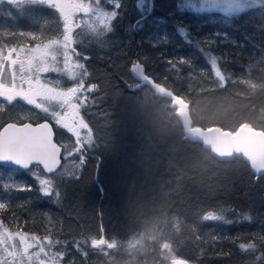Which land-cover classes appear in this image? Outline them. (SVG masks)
<instances>
[{"label": "trees", "instance_id": "obj_1", "mask_svg": "<svg viewBox=\"0 0 264 264\" xmlns=\"http://www.w3.org/2000/svg\"><path fill=\"white\" fill-rule=\"evenodd\" d=\"M136 2L137 0H121L122 6L115 21V32L113 31L111 38H105L108 41L106 47L97 44L94 50L88 47L80 51L89 58L88 64L96 65L99 69L97 73H91L95 82L92 85H96V92L91 98L99 102V97L107 93L112 82H115V87L122 92L129 93L124 73L119 67L130 66L139 61L151 80L187 102L193 126H219L231 131L237 128V118V122L231 123L215 120L207 115L203 104L198 102L199 95L210 98L217 93L243 102L241 108L245 107L243 111L246 114L242 122L264 132V12L260 11L264 8H259V14L252 20L250 15L243 13L238 18L233 17L232 23L226 26L228 23L211 21L204 14L197 16L188 12L178 13L174 8L179 0H153V11L145 21L144 27L141 30H133L131 25L139 17ZM153 16H164L168 28L172 29L173 35L168 39V43L156 44L147 38L152 26L157 24L154 21L153 25H149V18ZM179 27H184L191 33L193 43H188L179 36ZM215 30L232 35L231 40L214 36ZM205 38L217 41L211 47L206 44L203 47L221 58L218 66L223 71V79L212 71L207 57L195 47V40L204 41ZM170 59L176 64L175 68L168 63ZM180 59L187 62L180 63ZM197 68L201 70L197 71ZM127 72L129 74L128 70ZM152 96L159 102H167L168 105L171 102L166 96L153 90ZM108 105H101L102 112L103 107L105 109ZM168 109L164 123L173 127L175 141L182 147L189 167L180 164L185 182L194 179L197 185L204 182L207 185L209 176L216 174L219 181L215 189L202 192L197 187L195 196L192 195L190 200L186 198L187 190H184L180 198L189 202L183 206L175 203L171 206L164 204L165 208L162 209L149 208L142 218H147V222L152 221L148 223L151 229H147L148 225L144 224L146 219L142 223L137 222L138 225L133 229L110 225L107 217L105 218V193L100 191L106 188L101 175L107 148L103 144L104 140L102 142L97 139L92 146H84L82 165L79 164L80 153L73 158L62 159L61 169L57 172L67 165L74 175L61 177L56 173H42L55 178L61 194L58 201L55 196H42L38 183L29 172L18 171V174L26 179L27 185L32 186V191L8 192V207L0 212V220L8 227L20 228L40 238L48 237L53 242L59 241L64 245L71 243L72 250L67 248L70 249L69 264H169L173 259L181 260L185 264H264V260H257V257L264 253V173L256 174L243 157H236L227 162L217 160L201 144L185 138L175 108L169 106ZM0 115V127L10 121L11 116L20 120L26 119L7 111H2ZM225 117L230 116L223 118ZM29 118L34 119L37 116ZM64 136L66 135L56 131V141L61 145ZM152 137L155 139L154 135ZM63 151L67 152V148L64 147ZM73 164L79 167L73 168ZM210 164L215 167L214 170L211 168L210 172L205 171ZM0 169L6 168L0 166ZM218 172L226 175L219 176ZM156 181L163 183V180L157 178ZM93 195H96L98 202L95 207L98 216L94 218L93 223V226L97 225V229L94 232L82 231L77 234L73 230L74 222L71 217V213L76 210L72 207L74 201L83 197L85 202ZM160 195L157 192L153 196ZM151 205L158 204L155 200ZM219 210H223L224 220L203 219L205 212ZM155 216L161 218L154 220ZM245 216L251 219L246 220ZM107 229L131 230L116 236ZM162 229L166 230L160 234ZM90 237H101L104 242L92 247L90 243H86ZM250 242L255 243V250H241L240 244ZM66 258L68 257H64Z\"/></svg>", "mask_w": 264, "mask_h": 264}, {"label": "snow or ice", "instance_id": "obj_2", "mask_svg": "<svg viewBox=\"0 0 264 264\" xmlns=\"http://www.w3.org/2000/svg\"><path fill=\"white\" fill-rule=\"evenodd\" d=\"M257 0H179L177 10L181 13L188 12L194 15H208L209 17H223L224 23H232V18L242 11V4H255ZM112 9L102 6V0H0V5L7 4L15 11L0 8V15L15 17L16 20L31 17L38 20L47 9L58 14L62 28L59 35L54 38H43L42 34L33 31L17 30L21 25L17 23L11 30H5L0 35V98L12 105L17 100L39 110L51 117V121L45 120L35 126L32 123L18 124L15 121L7 123L0 129V166H9L10 170H25L29 172L39 185V192L44 197L60 199V191L55 178L45 176L42 173L58 176L74 175L67 165L61 169V150L64 145L58 144L54 137L56 128L64 129L75 137L73 151L80 153L79 164L84 163V146H92L93 134L88 124L80 115L81 105L87 100L86 92L95 90L96 85L85 89V77L88 75L84 63L75 57H80L81 52L75 45L80 43V36L87 34L101 47H106L105 39L114 30V21L119 16L121 0H108ZM153 0H137L136 8L139 17L131 28L141 30L145 21L153 11ZM162 20V18H159ZM77 29L81 32L77 34ZM179 36L188 43H193L194 38L184 27L178 28ZM220 36L221 33H217ZM227 39V34H223ZM224 42V41H221ZM236 43L235 41H230ZM156 44L168 43L165 33L157 36ZM212 38L204 41L195 40V47L207 57L212 71L223 79L221 67L218 66L220 57L207 51L208 47L216 44ZM87 59V57H83ZM180 63H186L180 59ZM168 63L173 68L176 64L170 59ZM132 72L141 80L151 82V78L145 74L143 66L134 62ZM47 73H56L75 81L72 86L62 87L59 81H51L46 77ZM3 111V108H0ZM54 122V126H53ZM81 129H87V134L82 137ZM68 151L65 160L73 155ZM79 165L73 164V168ZM256 174L264 173V161L253 170ZM0 191L7 194L11 191H32V186L19 182L9 176L8 180L0 183ZM8 205L0 202V212L6 210ZM205 221H222L225 219L223 210L207 211L203 215ZM244 219L250 220L249 216ZM231 223V221H227ZM103 229L101 228V231ZM102 240L90 237L86 243L92 247L98 246ZM54 243L50 238H40L25 231L9 227L0 220V264H60L65 253L63 251L52 252ZM45 244L48 245L46 249ZM243 251L255 250V243L240 244ZM38 249L36 251H30ZM79 251V247L77 246ZM86 256V253H84ZM46 258V259H45ZM264 260V253L257 257Z\"/></svg>", "mask_w": 264, "mask_h": 264}, {"label": "rangeland", "instance_id": "obj_3", "mask_svg": "<svg viewBox=\"0 0 264 264\" xmlns=\"http://www.w3.org/2000/svg\"><path fill=\"white\" fill-rule=\"evenodd\" d=\"M102 6L109 10L112 9V5L108 3V0H102ZM241 7L242 11L240 14L234 17L238 18L241 14L247 13L252 20L260 11L264 12V10L258 11L259 8H264V0H257L255 4L245 3L242 4ZM175 9L178 11L177 6L174 10ZM178 13L181 12L178 11ZM184 13L185 12L182 14ZM207 17L211 21L219 20L223 22L224 20L223 17L219 16L209 17L207 15ZM159 18H162V20ZM149 20V25H153L154 21L157 23L155 26H152L150 33L147 34L149 40L155 42L157 36H162L165 33L168 39L172 37L173 31L171 28H168L164 16H153L150 17ZM241 21L245 22L244 20ZM113 23V31L115 32V21ZM225 25L229 26V23ZM217 33H221L220 37L224 39L225 37L223 34H227L225 31L215 30L213 35L217 36ZM112 35L113 32L107 37L111 38ZM231 37L232 35L227 34V39L225 40H231ZM81 39H83L82 42L87 41L86 43L88 44L94 40L87 34L81 35ZM132 65L133 63L130 64V66L123 67V65H121L119 67L121 72L124 73L123 77L125 81L133 80L130 72L129 77L125 76L128 74L127 70L129 71ZM196 70L200 71L201 69L197 68ZM87 73L88 75L85 77L86 81L89 80L91 76L88 71ZM46 77L53 82L59 81L62 87H69L75 83V81H70L66 77L56 73H47ZM114 84L115 82L111 83L114 88H112V86L109 87L107 93L99 97L100 103L98 101L95 102L91 98V95L95 94L96 88L92 92L85 91L84 95L87 96V100L80 108V115L84 118L89 129L92 131L93 141L98 139L103 142L104 140L103 144L105 148H107L106 159L101 175V179L106 185V190H100L103 194L105 193V203H103L105 206V218L107 217V221L110 225L118 226L119 228L131 227V229L135 228L136 224L138 225V223H142L146 219L144 224L148 225L147 229H151V225L148 223L152 221L147 222V218H142L146 215L145 213L148 212L149 208L157 207L156 209H162L165 208L164 204L171 206L175 203H179V205L183 206L184 203L186 204L189 202L186 201V199L184 200V198H180L184 190H187L188 196L186 198L190 200L192 195L195 196L194 191L197 187L202 192H205V190L208 192L210 189L218 187L219 178L216 174L209 176V183L207 185H205L206 182L197 185L194 179H189V182L188 180L185 182L186 178L184 179V175H182L181 165L187 166L186 156L183 154L182 147L175 141V135L172 130L173 127L167 126V124L164 123L165 116L169 110L168 107H174L172 101L169 105L167 102L157 101V99L152 96V89L149 87H139L136 82L127 83V87L130 91L129 93L122 92V90L115 87ZM89 86H91V84L88 82L85 83V89ZM198 99V102L203 104L204 110L208 112L207 115L212 116L213 119L228 123L232 121L237 122L239 120L238 126L251 127L247 123L242 122L246 114V112L243 111L245 107L243 109L241 108V105H244L243 102L236 101L233 97L231 98L226 94L217 93L210 98L199 95ZM103 104L110 105L105 109L102 106V112L101 105ZM0 108H3L4 111L10 114L12 112L19 113L18 115L21 118L32 116L51 118L21 100H17L12 105H9L0 98ZM174 108L177 111V108ZM223 114H225L224 116L230 117L223 118ZM87 131V129H81L82 137L87 134ZM61 133L66 135L62 137V143L67 148V152L73 151L75 147V137L64 129ZM153 135L155 139H153ZM67 152L63 151V157H65ZM78 154L79 153L73 151V155L68 158H73ZM191 166L190 170L192 169ZM207 168L208 170H204L210 172L212 169L214 170L215 167L210 164ZM191 173H193V171H191ZM220 174L221 173H219V176ZM221 175L226 174L223 173ZM9 176L19 182L27 184L26 179L22 175H19L18 171L13 172L10 169H0V183L7 181ZM192 176L193 175H191V177ZM31 177L33 176L31 175ZM155 177L160 181L163 180V183H157ZM35 182L38 183L36 180ZM157 192L161 195L157 197L153 196ZM8 196V193L5 194L0 191V202L7 203ZM82 198L83 197H79L74 201L75 204L72 207L76 210L71 213L74 222L73 230L77 234L82 233V231L90 233L97 229L96 224L93 226L94 218L98 216L97 209L95 208L97 206L96 204H98L95 199L96 195H93V199H90L91 201L88 199L84 202ZM155 200L158 205H151ZM154 218V220H158L161 217L155 216ZM9 229L14 231L17 228L9 227ZM18 229L20 230V228ZM131 229H107V231L112 235L118 236L119 233L124 234L125 231ZM165 230L166 229H162L159 233L161 234ZM69 236L72 237V235ZM97 240H102L104 242V239L101 237ZM71 246V243H69V245L61 244V242L54 243V247L51 248V251H63L65 253L64 257H68L66 259L63 258L60 264H69L70 255L68 251H70V249L72 250ZM45 247L47 249L48 245L45 244ZM67 248L70 249L68 250ZM36 250L38 249H32L30 251ZM169 264L185 263L181 262V260L173 259L170 260Z\"/></svg>", "mask_w": 264, "mask_h": 264}, {"label": "water", "instance_id": "obj_4", "mask_svg": "<svg viewBox=\"0 0 264 264\" xmlns=\"http://www.w3.org/2000/svg\"><path fill=\"white\" fill-rule=\"evenodd\" d=\"M131 67H130V74L133 80L138 82L139 84L138 86L149 87L157 94L164 95L169 100L172 101L173 106L177 108L176 114L182 123L185 138L201 144L202 147L208 150L214 158L222 162L230 161L236 157H243L250 163V168L254 170V168L258 166L259 163L264 161V132L261 129L254 127L247 128L243 126H238L234 131H231L228 129H223L219 126H209V127L193 126L188 111V104L181 96L174 94L167 88H164L159 84L155 83L153 80L149 82L147 80L139 79L132 72ZM43 122L45 121H42L40 123ZM24 123H29V122H24ZM18 124H23V123H18ZM36 124L33 125L35 126ZM54 139L56 141V136L54 137ZM57 143L59 144V142ZM62 153H63V148L61 150V166H62ZM1 167L10 169L9 166L7 165ZM17 171H25V170H17ZM45 174L53 175L54 173L53 174L45 173Z\"/></svg>", "mask_w": 264, "mask_h": 264}, {"label": "flooded vegetation", "instance_id": "obj_5", "mask_svg": "<svg viewBox=\"0 0 264 264\" xmlns=\"http://www.w3.org/2000/svg\"><path fill=\"white\" fill-rule=\"evenodd\" d=\"M0 8L7 9L8 11H13V12L15 11L14 9L11 8V6H9L7 4L0 5ZM17 23H19V25H21V28H19L17 30L33 31V32H36L37 34H42L43 38H45V39L54 38L55 36L59 35V33L62 31V28H61V25H60V22H59V19H58V14H55V13L51 12L50 10L44 9L41 18L38 19V20H33L31 17H29L27 19H20V20L17 21L15 17H9L7 15H0V33H2L5 30H11V28L15 27V25ZM80 32H81V30L77 29V34H79ZM2 39H4V37L2 35H0V40H2ZM82 40L83 39H81V36H80V41H81L80 43L81 44L75 45V47L77 48L78 51L82 52L83 50L87 49L88 47H90V48H92V50H94L95 47L97 46V43H94L95 42L94 40H92V42H90V46H87L88 45V43H86L87 41L82 42ZM83 57H85V56L83 54H81L80 57H76V58H78L82 63H84L86 70L90 74L92 72H94V71L97 73V71H99L98 66L92 65L91 63L88 64L87 63V59H89V58L87 57V59L85 60V59H83ZM129 72H130V70H129ZM125 76L129 77V74H127ZM92 79H94L93 76H91L90 79L87 80V81H86V78H85V83L88 82L89 84L92 85L93 83H95L94 80H92ZM127 81H125L126 84L127 83L130 84V83L136 82V81L132 82V80H129L128 82ZM136 83H138V82H136ZM143 87H146V86H143ZM1 112L2 111H0V113ZM11 114L18 115L19 113L17 114V113H13L12 112ZM11 117H12V118H10L11 120L8 121V122L15 121L16 123H20V121H23L21 123H24V122L32 123L33 121H36V123H40V122L45 121V120H48L49 122H52L51 118H48V117L44 118V117H41V116H37V118H34V119H30L28 117L25 120H20L18 118H15L14 116H11ZM0 118H1V115H0ZM6 123L7 122H5L0 127V129ZM36 123H33V124H36ZM53 126H54V122H53ZM62 130L63 129L56 128L54 126V131L55 132L57 131V133H60ZM63 158L64 157H63V153H62V159Z\"/></svg>", "mask_w": 264, "mask_h": 264}, {"label": "bare ground", "instance_id": "obj_6", "mask_svg": "<svg viewBox=\"0 0 264 264\" xmlns=\"http://www.w3.org/2000/svg\"><path fill=\"white\" fill-rule=\"evenodd\" d=\"M150 19V18H149Z\"/></svg>", "mask_w": 264, "mask_h": 264}]
</instances>
